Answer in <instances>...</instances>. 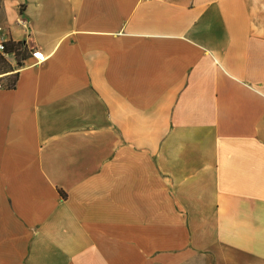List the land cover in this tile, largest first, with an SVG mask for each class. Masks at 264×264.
Segmentation results:
<instances>
[{"label":"crops","instance_id":"0c3cea01","mask_svg":"<svg viewBox=\"0 0 264 264\" xmlns=\"http://www.w3.org/2000/svg\"><path fill=\"white\" fill-rule=\"evenodd\" d=\"M2 4L0 264H264V0Z\"/></svg>","mask_w":264,"mask_h":264},{"label":"trees","instance_id":"16d2710c","mask_svg":"<svg viewBox=\"0 0 264 264\" xmlns=\"http://www.w3.org/2000/svg\"><path fill=\"white\" fill-rule=\"evenodd\" d=\"M4 52L0 53V71L3 73L13 72L14 69L7 62L6 56L14 54L17 67L20 69L24 65V61L30 56L31 50L22 42L6 41L4 43ZM17 74L11 75L7 79V84L5 85L7 89H14L17 83Z\"/></svg>","mask_w":264,"mask_h":264},{"label":"built area","instance_id":"2783aa9c","mask_svg":"<svg viewBox=\"0 0 264 264\" xmlns=\"http://www.w3.org/2000/svg\"><path fill=\"white\" fill-rule=\"evenodd\" d=\"M20 24L24 27H27L28 23L25 20H20ZM7 41V35L3 33V29L0 28V53L4 52V43ZM34 57H38L39 59H42L41 55L38 52L33 53ZM3 86L0 84V89H2Z\"/></svg>","mask_w":264,"mask_h":264},{"label":"rangeland","instance_id":"374dc122","mask_svg":"<svg viewBox=\"0 0 264 264\" xmlns=\"http://www.w3.org/2000/svg\"><path fill=\"white\" fill-rule=\"evenodd\" d=\"M3 17H4L3 4H2V0H0V28H2L3 33H5L4 28H3L4 27Z\"/></svg>","mask_w":264,"mask_h":264}]
</instances>
